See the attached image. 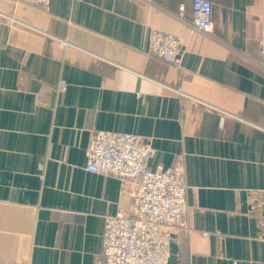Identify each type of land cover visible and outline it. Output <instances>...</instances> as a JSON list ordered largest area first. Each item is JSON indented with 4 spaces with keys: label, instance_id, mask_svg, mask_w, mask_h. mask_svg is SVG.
<instances>
[{
    "label": "crops",
    "instance_id": "1",
    "mask_svg": "<svg viewBox=\"0 0 264 264\" xmlns=\"http://www.w3.org/2000/svg\"><path fill=\"white\" fill-rule=\"evenodd\" d=\"M209 1L204 34L193 0H0V261L102 264L137 186L86 169L112 131L185 175L169 264H264V0ZM154 31L180 39L179 66L151 54Z\"/></svg>",
    "mask_w": 264,
    "mask_h": 264
},
{
    "label": "built area",
    "instance_id": "2",
    "mask_svg": "<svg viewBox=\"0 0 264 264\" xmlns=\"http://www.w3.org/2000/svg\"><path fill=\"white\" fill-rule=\"evenodd\" d=\"M17 1L47 9L51 0ZM184 11L181 6L179 17ZM193 13L194 28L210 34L214 29L212 3L193 0ZM261 40L264 42V23ZM150 51L175 66L181 64V41L174 34L154 31ZM66 88L67 82L60 81L59 89ZM155 152L151 141L141 135L112 131H96L93 135L86 169L118 177L123 183H137L130 210L105 219L102 264H169L173 229L186 222L187 183L182 172L151 170L149 161Z\"/></svg>",
    "mask_w": 264,
    "mask_h": 264
}]
</instances>
